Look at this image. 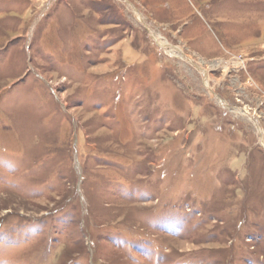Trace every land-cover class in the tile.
Instances as JSON below:
<instances>
[{
  "label": "rangeland",
  "instance_id": "1",
  "mask_svg": "<svg viewBox=\"0 0 264 264\" xmlns=\"http://www.w3.org/2000/svg\"><path fill=\"white\" fill-rule=\"evenodd\" d=\"M127 1L0 0V264H264V0Z\"/></svg>",
  "mask_w": 264,
  "mask_h": 264
},
{
  "label": "bare ground",
  "instance_id": "2",
  "mask_svg": "<svg viewBox=\"0 0 264 264\" xmlns=\"http://www.w3.org/2000/svg\"><path fill=\"white\" fill-rule=\"evenodd\" d=\"M126 1V0H125ZM133 11V10H132ZM134 14L136 15V18L138 21L145 23L143 17L138 13L133 11ZM154 36V39L156 40V42L164 49V51H166L169 55H171V57L174 58H185V56L182 54V51L179 48H173L171 47L166 40H164L160 35L154 33L152 34ZM236 113L240 116L246 117L249 120L253 121V119H251L248 114H246L244 111L241 110H236ZM263 131V130H262ZM262 131L260 129V127H258V132H260V134L262 135V142L261 145L264 146V138H263V134ZM261 138V137H260Z\"/></svg>",
  "mask_w": 264,
  "mask_h": 264
},
{
  "label": "water",
  "instance_id": "3",
  "mask_svg": "<svg viewBox=\"0 0 264 264\" xmlns=\"http://www.w3.org/2000/svg\"><path fill=\"white\" fill-rule=\"evenodd\" d=\"M126 2L129 4V2L126 0ZM133 11H135V12H138L135 8H133ZM144 19V18H143ZM145 25H146V22H145ZM159 45V44H158ZM160 46V45H159ZM161 47V46H160ZM162 48V47H161ZM186 58V57H185ZM187 60H188V58H186ZM189 61V60H188ZM198 71H200V72H202L203 73V75H204V80H206L207 79V77H208V74H207V72L204 70V69H202V68H200L199 66H197L194 62H192V61H189ZM208 89L211 91V89L208 87ZM214 97L216 98V100L217 101H219L220 103H221V101L218 99V97L214 94ZM253 121L256 123V126H257V128L259 127V125L257 124V122H256V120L255 119H253ZM259 135H260V137H261V139H262V135L260 134V132H259ZM260 139V142H262V140ZM262 146V145H261ZM263 148H264V146H262Z\"/></svg>",
  "mask_w": 264,
  "mask_h": 264
}]
</instances>
